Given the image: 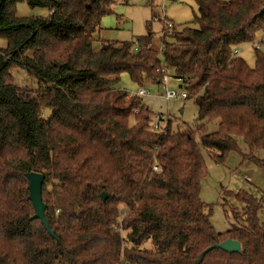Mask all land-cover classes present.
Listing matches in <instances>:
<instances>
[{
  "label": "trees",
  "instance_id": "16d2710c",
  "mask_svg": "<svg viewBox=\"0 0 264 264\" xmlns=\"http://www.w3.org/2000/svg\"><path fill=\"white\" fill-rule=\"evenodd\" d=\"M121 1L0 0V264H264L263 201L231 193L245 219L218 233L200 196L203 148L225 162L242 138L244 162L264 170V53L255 49L254 68L234 56L264 32V0H194L199 28L164 27L163 61L151 34L137 39L140 51L134 42L95 51L103 17ZM19 3L50 14L19 18ZM163 67L194 98L197 121H219L218 131L173 132L169 119L167 134L155 132L162 114L116 87L125 73L141 88L161 84ZM17 71L38 89L20 88ZM29 172L45 175L53 235L34 218ZM227 240L242 252L200 259Z\"/></svg>",
  "mask_w": 264,
  "mask_h": 264
},
{
  "label": "rangeland",
  "instance_id": "374dc122",
  "mask_svg": "<svg viewBox=\"0 0 264 264\" xmlns=\"http://www.w3.org/2000/svg\"><path fill=\"white\" fill-rule=\"evenodd\" d=\"M230 1V0H222ZM50 12L46 9H31L26 3H19L17 6V16L19 18L48 17ZM160 17L162 20L155 19ZM199 16V8L194 0H123L113 9L112 14H108L102 19L101 31L96 36L95 51L102 48L103 43H136L138 38L152 35L151 43L154 50L159 52L162 59L164 50L163 30L165 27L164 18L174 24L178 31L185 27L199 28L196 18ZM172 29V30H173ZM264 32L257 35L255 42L262 39ZM166 43L175 42L172 36L167 35ZM243 44L239 47L241 57L246 63L254 68L256 65V50L254 43ZM8 42L0 38V49L7 48ZM264 53V46L260 49ZM171 74V73H170ZM14 80L20 88L27 91L38 89L36 81L23 71L14 72ZM180 81L174 77L170 78L168 88L180 94L184 90L180 88ZM119 90L129 94H137L141 87L135 84L130 75L125 73L118 86ZM147 95L142 97V101L155 114H165L172 120V130L190 126L198 128L207 125L209 132L219 130V121L212 123L200 122L198 119V108L194 98L174 99L167 101L164 97L166 89L163 83H147L144 87ZM46 113V117L49 116ZM240 151L229 153L225 162L215 160L211 152L203 148V156L207 168V175L201 183V199L208 205V212L211 215V222L218 233H224L232 229L233 225H243L245 219L244 206L235 197L240 192L248 193L264 203V170L254 164L244 162L243 154H250V149L244 139H238ZM264 159V152L256 154ZM120 208H123L120 206ZM261 219L263 215L260 214ZM264 219V218H263ZM262 219V220H263ZM121 222V220H120ZM121 236L125 237L126 233ZM146 248H154L151 242Z\"/></svg>",
  "mask_w": 264,
  "mask_h": 264
},
{
  "label": "water",
  "instance_id": "95a60500",
  "mask_svg": "<svg viewBox=\"0 0 264 264\" xmlns=\"http://www.w3.org/2000/svg\"><path fill=\"white\" fill-rule=\"evenodd\" d=\"M260 14H264V8L260 12ZM26 178L28 179L29 186L28 190L30 192V201L32 202L34 209H35V216L34 218L39 219L42 221L48 232L53 235L50 225L48 223L46 217V209L47 205L44 203L43 200V186L45 183V175L36 173V172H29L26 174ZM103 199L106 200V196L102 195ZM214 249H221L230 254H240L242 252V245L239 241L236 240H227L221 244H217L207 251H205L200 259H203L207 253Z\"/></svg>",
  "mask_w": 264,
  "mask_h": 264
},
{
  "label": "built area",
  "instance_id": "2783aa9c",
  "mask_svg": "<svg viewBox=\"0 0 264 264\" xmlns=\"http://www.w3.org/2000/svg\"><path fill=\"white\" fill-rule=\"evenodd\" d=\"M176 1H179V0H176ZM155 19L162 20L161 16L160 17L156 16ZM164 21H165V28H167L168 30L173 29L174 24H172L170 21H168L166 17L164 18ZM262 46H264V36L262 37L261 40H259V41L254 43V48L256 50H260L262 48ZM134 49H135V51H140L141 50V47H140L138 42L135 44ZM239 55H240V50H239V48H237L234 51V56H239ZM158 71H160L163 74L161 82L163 83L164 88L166 89V93H165L164 97L166 98L167 101H171V100L179 99V98L180 99H187L188 93L185 90L182 93H180V94L176 93L175 91L169 90L168 82H169L170 78H172V77L170 76V71H169V69L167 67H163V68L159 69ZM137 95L141 96V97L146 96L147 95L146 89L145 88H141L137 92V94H135V95L129 94V97L137 96ZM168 121H169L168 116L165 115V114H162V115L158 116L152 122V125H151L152 129L155 132H160V133H163V134H167ZM154 171L160 173L161 169L158 166H155L154 167Z\"/></svg>",
  "mask_w": 264,
  "mask_h": 264
},
{
  "label": "crops",
  "instance_id": "0c3cea01",
  "mask_svg": "<svg viewBox=\"0 0 264 264\" xmlns=\"http://www.w3.org/2000/svg\"><path fill=\"white\" fill-rule=\"evenodd\" d=\"M241 57V55H239Z\"/></svg>",
  "mask_w": 264,
  "mask_h": 264
}]
</instances>
